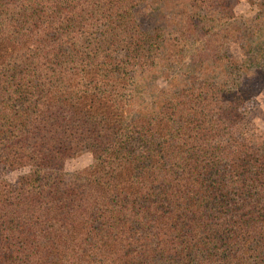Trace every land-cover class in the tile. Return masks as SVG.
Returning <instances> with one entry per match:
<instances>
[{
  "label": "trees",
  "instance_id": "obj_1",
  "mask_svg": "<svg viewBox=\"0 0 264 264\" xmlns=\"http://www.w3.org/2000/svg\"><path fill=\"white\" fill-rule=\"evenodd\" d=\"M246 1L0 0V264H264Z\"/></svg>",
  "mask_w": 264,
  "mask_h": 264
},
{
  "label": "rangeland",
  "instance_id": "obj_2",
  "mask_svg": "<svg viewBox=\"0 0 264 264\" xmlns=\"http://www.w3.org/2000/svg\"><path fill=\"white\" fill-rule=\"evenodd\" d=\"M238 3L240 10L250 9L246 0H233ZM162 84L164 79L159 80ZM242 112L244 119L233 126L232 133L239 143L256 147L260 152H264V88H261L257 93L249 99L243 106ZM93 160L89 152H84L80 156L71 159L66 164L69 172L82 169L88 166ZM25 169L15 170L7 175V179L16 183L20 176L25 174Z\"/></svg>",
  "mask_w": 264,
  "mask_h": 264
}]
</instances>
